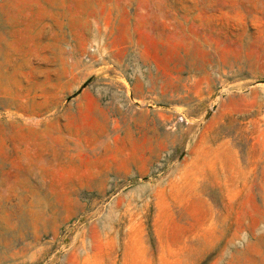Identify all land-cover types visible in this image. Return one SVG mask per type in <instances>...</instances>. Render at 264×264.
Masks as SVG:
<instances>
[{"label":"rangeland","instance_id":"obj_1","mask_svg":"<svg viewBox=\"0 0 264 264\" xmlns=\"http://www.w3.org/2000/svg\"><path fill=\"white\" fill-rule=\"evenodd\" d=\"M0 264H264V0H0Z\"/></svg>","mask_w":264,"mask_h":264}]
</instances>
